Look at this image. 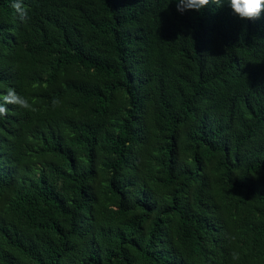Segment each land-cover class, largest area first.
I'll use <instances>...</instances> for the list:
<instances>
[{
    "label": "trees",
    "instance_id": "trees-1",
    "mask_svg": "<svg viewBox=\"0 0 264 264\" xmlns=\"http://www.w3.org/2000/svg\"><path fill=\"white\" fill-rule=\"evenodd\" d=\"M0 264H264V0H0Z\"/></svg>",
    "mask_w": 264,
    "mask_h": 264
}]
</instances>
